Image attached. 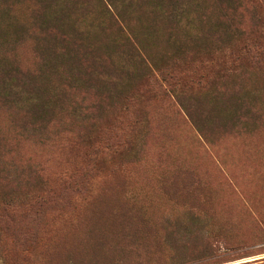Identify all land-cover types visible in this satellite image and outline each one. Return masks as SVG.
<instances>
[{"label": "rangeland", "instance_id": "rangeland-1", "mask_svg": "<svg viewBox=\"0 0 264 264\" xmlns=\"http://www.w3.org/2000/svg\"><path fill=\"white\" fill-rule=\"evenodd\" d=\"M58 1L0 6V225L39 236L0 264L112 256L88 239L119 226L127 264H264V0Z\"/></svg>", "mask_w": 264, "mask_h": 264}, {"label": "trees", "instance_id": "trees-1", "mask_svg": "<svg viewBox=\"0 0 264 264\" xmlns=\"http://www.w3.org/2000/svg\"><path fill=\"white\" fill-rule=\"evenodd\" d=\"M62 1L70 2L72 0H61V1H58L57 3H60ZM117 1H119V0H106V2H108L112 6H113V4H114V6H115V4L122 5V6H125V4H126V3L124 4L123 0H121L120 3L117 2ZM125 1H127L129 3V0H125ZM131 1H141V0H131ZM143 1H146V2L150 3L152 6L155 5V7L159 6L157 3L154 4L153 0H143ZM13 5H14V0H4L1 3L0 6H1V10L2 11L4 10L5 12H7V11H9L12 8ZM56 6H59V4H56ZM104 8H106V6ZM104 10L105 11H103L102 13L108 14L110 16V12L108 11V9H104ZM35 12H36V15H37V23L39 24V26L42 27L43 29H49L50 28V22L52 21L51 19L53 18V16H55V14L57 12L55 11V12L48 13L46 10H40V9H38ZM58 16H60V15L58 14L57 17ZM65 17H66L65 18L66 20L64 19V17L62 19V17L60 16V25L59 26L61 28H63L64 26H67V24L65 22H67V21L71 22V15L68 16V18H67L66 15H65ZM63 20H65V21H63ZM81 34L82 33H76V35H81ZM70 37H73V36H72V34L68 33V37H67L68 41L66 42L67 45H71L72 41H70V39H71ZM87 46H88V44H87ZM10 72L14 73V71H10ZM11 90H12V87H11ZM8 95H9L8 92H6V94L3 93V95L0 93V97L2 99H4L5 101L8 99V97H7ZM15 104L11 103L12 106H15L17 108L18 104L17 103H15ZM26 107H27L26 108L27 111L30 112V114L33 117L36 116V114L40 115V100H39V97L34 96L32 101ZM253 113L256 114L257 112L254 111ZM6 209H7L6 207L0 206V213L1 212H5ZM94 214L90 216L91 220H95L96 223L101 222L103 220L104 215H99V214H96V213H94ZM115 216L114 217L110 216V219H108V220L112 221L113 223L116 222V221H119L121 223H125V221L132 220V218H136V216H134V215H120V214H116ZM14 230L15 229H12L10 224L2 223V225H0V233L1 234H3V233H11V234H9V235H6V234L5 235H0V244L1 243L5 244L9 240H11V241H13L15 243H19L23 239L28 240L27 238H29V239H33L35 237L39 238V236L37 234H36V236H35V234H26V235H24L22 232H18V231L13 232ZM94 233L95 232L90 231L91 238L88 239V240H94L95 238L97 239V237H98L100 240H103V243H106L109 238L105 240V237H109V236L111 237V234L113 233V234L117 235L118 239H120L121 242H119L118 244H114V246H112V247H114L113 248L114 250H111V251L114 252V255H112V256L109 255L107 257L98 256V259L90 258L88 260L84 256V257L78 258L79 259V264H87V263H89V264H93V263L94 264H127V261H126L125 256H124L123 253L128 252L130 250V248L132 249L131 252H135V250H138V246L139 245H133L136 242L135 238L133 236H130L129 234H127L126 230L124 228H121V226H119L118 228H116L114 230L113 229H110V230L107 229V230H104V231L96 233L98 235H95ZM50 237L52 238L54 236H50ZM128 237H130L129 238L130 240L128 239ZM130 241H132V242L130 243ZM55 247L58 248V250L60 251L61 247H57V246H55ZM68 251H71V248H65V250L63 251V254H66V252H68ZM69 261L70 260H68L67 262H69ZM72 261L74 262L73 258L71 259L69 264H71Z\"/></svg>", "mask_w": 264, "mask_h": 264}]
</instances>
